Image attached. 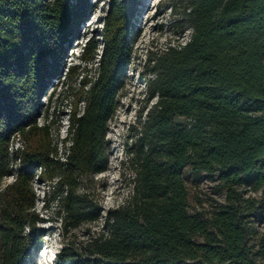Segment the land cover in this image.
<instances>
[{
    "label": "trees",
    "instance_id": "16d2710c",
    "mask_svg": "<svg viewBox=\"0 0 264 264\" xmlns=\"http://www.w3.org/2000/svg\"><path fill=\"white\" fill-rule=\"evenodd\" d=\"M135 1L110 0L100 54L87 42L79 56L97 62L89 76L67 58L91 0H0V264H31L44 236L35 171L57 193L63 230L101 219L77 191L106 165V131L131 63ZM186 8L188 42L153 58L146 83L157 102L138 121L131 194L106 212L80 252L65 245L59 264H264V235L257 251L249 245L257 235L254 200L240 191H264V0H187ZM72 81L61 157L50 122L37 119L54 82L68 89ZM16 139L21 147L13 149ZM186 167L194 183L215 179L225 193L208 218L188 212Z\"/></svg>",
    "mask_w": 264,
    "mask_h": 264
},
{
    "label": "rangeland",
    "instance_id": "374dc122",
    "mask_svg": "<svg viewBox=\"0 0 264 264\" xmlns=\"http://www.w3.org/2000/svg\"><path fill=\"white\" fill-rule=\"evenodd\" d=\"M94 10L87 21L80 27V34L68 51L67 64H80L86 67L89 76H94L97 62L84 64L79 59L87 42L97 44L96 54L101 50L102 22L110 0H91ZM187 0H136L131 17V63L125 74L123 88L117 97V109L108 123L105 148L106 165L101 173L91 175L83 180L77 193H85L87 201L99 210L101 219L97 222H84L77 228L63 230L60 226L61 214H58L57 193L51 185L37 180L34 172L33 189L36 197L34 212L40 219L38 228L43 229L44 236L39 249L32 256L31 264H59L56 253L65 245L80 252L82 246L91 237L96 236L108 210L122 205L131 194L130 180L133 174L128 169L129 153L133 151L138 121H144L147 114L157 102L149 98L147 80L154 76L150 72L153 58L163 55L169 47H178L188 42L192 29L189 26L186 8ZM50 87L42 103L43 114L37 119L42 125L50 122L54 143L57 144L59 156H63V138L66 136L67 116L73 105L77 82L57 84ZM52 103L48 104L49 97ZM48 104V106H47ZM47 106V107H46ZM174 123L183 124L184 118L175 117ZM21 147V141L13 142V149ZM183 180L187 191L188 212L201 213L208 218L217 204L225 203V193L218 188L217 180L202 177L197 183L191 178L190 168L186 167ZM13 181V176L3 180V184ZM243 198L253 199L256 209L250 219L257 235L249 238V245L259 249L260 236L264 235V191L251 192L240 189ZM201 239H199L200 241Z\"/></svg>",
    "mask_w": 264,
    "mask_h": 264
},
{
    "label": "clouds",
    "instance_id": "9594fccd",
    "mask_svg": "<svg viewBox=\"0 0 264 264\" xmlns=\"http://www.w3.org/2000/svg\"><path fill=\"white\" fill-rule=\"evenodd\" d=\"M57 254V253H56Z\"/></svg>",
    "mask_w": 264,
    "mask_h": 264
}]
</instances>
